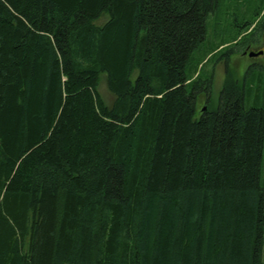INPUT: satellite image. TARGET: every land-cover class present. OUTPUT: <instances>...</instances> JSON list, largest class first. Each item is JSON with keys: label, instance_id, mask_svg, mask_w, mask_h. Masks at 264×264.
<instances>
[{"label": "trees", "instance_id": "1", "mask_svg": "<svg viewBox=\"0 0 264 264\" xmlns=\"http://www.w3.org/2000/svg\"><path fill=\"white\" fill-rule=\"evenodd\" d=\"M222 4L0 0V264H263L260 67L229 60L264 20L214 49L216 108L189 68Z\"/></svg>", "mask_w": 264, "mask_h": 264}, {"label": "rangeland", "instance_id": "2", "mask_svg": "<svg viewBox=\"0 0 264 264\" xmlns=\"http://www.w3.org/2000/svg\"><path fill=\"white\" fill-rule=\"evenodd\" d=\"M222 6L218 11L211 13L207 19V32L206 37L200 47L192 54L189 61V68L196 67L197 71L205 76L214 74L213 84L211 89L210 104L208 107L212 109L217 107L218 94L225 79V66L223 60H218L220 54L215 53L214 50L220 43L225 42V45L230 44L233 37L238 30L237 26H234L235 20L243 19V12L250 8L248 12L249 17L254 18L255 22L260 23L264 20V0H222ZM257 11V13H255ZM108 19L107 14H102L94 24L101 25ZM251 30V28H250ZM246 35L243 32L240 36L245 35L249 37V31ZM253 39V40H252ZM256 40V41H254ZM225 45L220 46L224 47ZM264 47V33L258 32L251 38L250 44L246 50L256 51L263 50ZM217 49V50H218ZM214 50V51H212ZM245 50V51H246ZM260 67L256 70V78L254 79L253 87L254 91L250 97V104H257L264 106V54L256 57H249L248 54H244V51H240L231 56L229 60V69L233 75V78L237 81H241L246 69L251 65ZM188 68V70H189ZM97 90L104 103L111 105L114 101V95L107 89L106 75L102 73L99 77ZM206 95L200 94L197 98V113L201 112L203 107H207ZM261 183L264 184V150H263V162ZM263 264H264V246H263Z\"/></svg>", "mask_w": 264, "mask_h": 264}, {"label": "water", "instance_id": "3", "mask_svg": "<svg viewBox=\"0 0 264 264\" xmlns=\"http://www.w3.org/2000/svg\"><path fill=\"white\" fill-rule=\"evenodd\" d=\"M261 54H263V50H260V51H251V52H249L248 55L250 57H256V56H259ZM205 109H206V107H203L202 111H205Z\"/></svg>", "mask_w": 264, "mask_h": 264}, {"label": "flooded vegetation", "instance_id": "4", "mask_svg": "<svg viewBox=\"0 0 264 264\" xmlns=\"http://www.w3.org/2000/svg\"><path fill=\"white\" fill-rule=\"evenodd\" d=\"M246 49H247V48H246ZM246 49H245V50H246ZM262 49H263V54H264V47H263ZM245 50H244V54H249V52H251L250 50H246V51H245ZM256 51H259V50H256ZM248 56H249V55H248ZM249 57H250V56H249Z\"/></svg>", "mask_w": 264, "mask_h": 264}]
</instances>
